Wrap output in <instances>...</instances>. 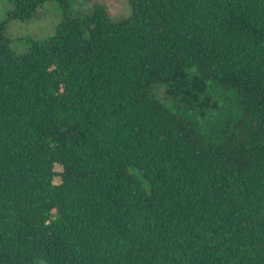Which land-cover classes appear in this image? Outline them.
<instances>
[{"label":"trees","instance_id":"obj_1","mask_svg":"<svg viewBox=\"0 0 264 264\" xmlns=\"http://www.w3.org/2000/svg\"><path fill=\"white\" fill-rule=\"evenodd\" d=\"M5 2L0 264H264V0Z\"/></svg>","mask_w":264,"mask_h":264},{"label":"rangeland","instance_id":"obj_2","mask_svg":"<svg viewBox=\"0 0 264 264\" xmlns=\"http://www.w3.org/2000/svg\"><path fill=\"white\" fill-rule=\"evenodd\" d=\"M129 0H70L72 15L86 14L93 5L104 8L105 13L112 19L125 18L129 15ZM9 5L5 0H0V27L2 35L8 39L9 47L16 54L25 50V45L17 39L29 37L42 39L50 35L55 26L61 21L62 14L56 5L52 3L42 4L29 22L7 21L5 12Z\"/></svg>","mask_w":264,"mask_h":264}]
</instances>
